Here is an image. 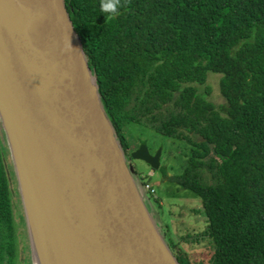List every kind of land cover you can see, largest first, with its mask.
<instances>
[{
	"label": "trees",
	"instance_id": "obj_1",
	"mask_svg": "<svg viewBox=\"0 0 264 264\" xmlns=\"http://www.w3.org/2000/svg\"><path fill=\"white\" fill-rule=\"evenodd\" d=\"M64 3L124 151L132 124L182 147L180 172L159 170L201 197L213 251L193 261L165 231L179 264H264V0H124L108 21L100 0ZM209 71L223 113L198 88ZM4 139L0 264H17Z\"/></svg>",
	"mask_w": 264,
	"mask_h": 264
},
{
	"label": "water",
	"instance_id": "obj_2",
	"mask_svg": "<svg viewBox=\"0 0 264 264\" xmlns=\"http://www.w3.org/2000/svg\"><path fill=\"white\" fill-rule=\"evenodd\" d=\"M70 42L73 51L64 50ZM0 130L33 264H179L101 103L64 0H0ZM160 149L131 157L159 168Z\"/></svg>",
	"mask_w": 264,
	"mask_h": 264
},
{
	"label": "rangeland",
	"instance_id": "obj_3",
	"mask_svg": "<svg viewBox=\"0 0 264 264\" xmlns=\"http://www.w3.org/2000/svg\"><path fill=\"white\" fill-rule=\"evenodd\" d=\"M220 74L209 71L206 82L198 85L199 90H209L207 98L211 100L217 110L223 113L222 106L224 99L219 91L218 80ZM132 131L129 137V148L125 152L127 163L134 168L135 175L149 176V182L153 184L156 196L147 198V206L154 221L158 225L161 233L167 231L176 239H186L180 244L184 251H187L193 261H206L213 251V244L209 237H204L203 233L207 226L206 216L203 212L202 199L196 193L170 182L167 176L161 174L159 168L153 169L148 163L134 159L131 152L144 144L151 154L160 149L159 167L164 166L167 175L178 173L181 170L183 159L182 147L174 143L168 137L160 134L152 128L142 124H132ZM0 139L3 141L4 135L0 130ZM5 144V139H4ZM7 150L3 149L4 162L12 168L11 156L7 143ZM17 184L16 179L10 183L12 188ZM160 197L159 203L156 199ZM12 217L14 223L15 250L18 260L17 264H33V250L30 245L28 230L25 223L21 199L13 195Z\"/></svg>",
	"mask_w": 264,
	"mask_h": 264
},
{
	"label": "clouds",
	"instance_id": "obj_4",
	"mask_svg": "<svg viewBox=\"0 0 264 264\" xmlns=\"http://www.w3.org/2000/svg\"><path fill=\"white\" fill-rule=\"evenodd\" d=\"M124 7V0H100L99 10L106 21L114 19ZM67 51H73L70 42L66 45Z\"/></svg>",
	"mask_w": 264,
	"mask_h": 264
},
{
	"label": "flooded vegetation",
	"instance_id": "obj_5",
	"mask_svg": "<svg viewBox=\"0 0 264 264\" xmlns=\"http://www.w3.org/2000/svg\"><path fill=\"white\" fill-rule=\"evenodd\" d=\"M4 165H5V168L4 169H5L6 175H8V178H7V181H6V186H7V191H8V197H9L10 203L13 204V195H17L18 200H20L19 189H18V185L17 184L15 186H13L12 188L10 187V183L13 180L15 181V179H16L15 174H14L13 166H12L11 169H7V167H9V166L5 162H4ZM12 173H13L14 178L11 176ZM16 182H17V180H16ZM11 209H12V207H11Z\"/></svg>",
	"mask_w": 264,
	"mask_h": 264
},
{
	"label": "built area",
	"instance_id": "obj_6",
	"mask_svg": "<svg viewBox=\"0 0 264 264\" xmlns=\"http://www.w3.org/2000/svg\"><path fill=\"white\" fill-rule=\"evenodd\" d=\"M150 176V175H149ZM141 190L143 191V193L146 195V197H155L156 193H155V189L152 186V184L149 182V180L147 179L146 175H141Z\"/></svg>",
	"mask_w": 264,
	"mask_h": 264
},
{
	"label": "bare ground",
	"instance_id": "obj_7",
	"mask_svg": "<svg viewBox=\"0 0 264 264\" xmlns=\"http://www.w3.org/2000/svg\"><path fill=\"white\" fill-rule=\"evenodd\" d=\"M36 264V263H35Z\"/></svg>",
	"mask_w": 264,
	"mask_h": 264
}]
</instances>
